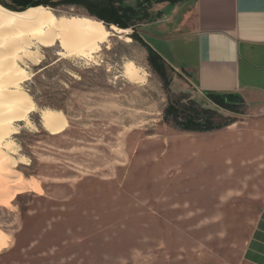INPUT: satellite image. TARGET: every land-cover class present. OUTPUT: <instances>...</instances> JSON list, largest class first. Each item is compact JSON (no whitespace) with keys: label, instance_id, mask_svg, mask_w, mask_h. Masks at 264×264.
Here are the masks:
<instances>
[{"label":"rangeland","instance_id":"obj_1","mask_svg":"<svg viewBox=\"0 0 264 264\" xmlns=\"http://www.w3.org/2000/svg\"><path fill=\"white\" fill-rule=\"evenodd\" d=\"M150 1L157 20L138 33L167 56L163 38L184 35L192 6ZM45 8L98 21L82 8ZM113 27L92 57L36 42L28 51L40 61L20 63L36 109L6 152L31 188L0 197V264H261L252 250L264 245V121L206 102L235 123L212 133L165 123L168 92L203 97L169 66L166 84L134 30ZM130 63L141 80L127 75ZM46 109L65 116L63 132L44 126Z\"/></svg>","mask_w":264,"mask_h":264},{"label":"crops","instance_id":"obj_2","mask_svg":"<svg viewBox=\"0 0 264 264\" xmlns=\"http://www.w3.org/2000/svg\"><path fill=\"white\" fill-rule=\"evenodd\" d=\"M187 4L192 8L184 35L164 36L169 49L167 56L159 54L172 72L189 77L203 107L210 102L206 93H235L243 97L250 117L264 121V0ZM252 251L261 258L264 245L259 242Z\"/></svg>","mask_w":264,"mask_h":264},{"label":"bare ground","instance_id":"obj_3","mask_svg":"<svg viewBox=\"0 0 264 264\" xmlns=\"http://www.w3.org/2000/svg\"><path fill=\"white\" fill-rule=\"evenodd\" d=\"M113 28L121 34L127 32ZM110 35L102 22L89 18L57 17L45 7L15 12L0 5V197L7 194L5 197L12 199L22 190L31 188L20 175L17 176L14 170L17 162L6 152L12 149L9 139L17 131L15 125L26 121L29 113L36 109L22 88L30 75L20 63L24 57L39 60H35L34 52H29L28 48L36 42L48 48L59 42L69 53L81 58L92 57ZM126 73L134 80L142 79L132 63L126 66ZM41 119L52 135L63 132L67 126L65 116L50 109L42 111ZM6 244V236L0 234V250Z\"/></svg>","mask_w":264,"mask_h":264},{"label":"trees","instance_id":"obj_4","mask_svg":"<svg viewBox=\"0 0 264 264\" xmlns=\"http://www.w3.org/2000/svg\"><path fill=\"white\" fill-rule=\"evenodd\" d=\"M21 10L36 7L59 5L82 8L87 15L102 22L107 28L117 26L120 29H133L131 38L140 42L147 50L150 65L168 84V66L163 57L139 35L138 28L155 22L157 16L150 13L154 3L150 0H12ZM191 0H158L155 3H167L174 7ZM169 105L164 112L165 123L187 133H212L235 123L234 118L224 117L218 110L242 115L247 105L242 96L235 93H206L207 99L218 109L203 107L186 94L173 95L168 92Z\"/></svg>","mask_w":264,"mask_h":264},{"label":"water","instance_id":"obj_5","mask_svg":"<svg viewBox=\"0 0 264 264\" xmlns=\"http://www.w3.org/2000/svg\"><path fill=\"white\" fill-rule=\"evenodd\" d=\"M0 3H2V1L0 0ZM2 4H4V3H2ZM5 5H7V4H5ZM13 10H16V11H18V12H24V11H26V10H21V9H18V8H12ZM29 10V9H28Z\"/></svg>","mask_w":264,"mask_h":264}]
</instances>
